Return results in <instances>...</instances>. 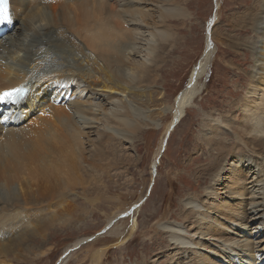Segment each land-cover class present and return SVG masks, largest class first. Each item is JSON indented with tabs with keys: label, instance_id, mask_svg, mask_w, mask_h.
Returning <instances> with one entry per match:
<instances>
[{
	"label": "bare ground",
	"instance_id": "bare-ground-1",
	"mask_svg": "<svg viewBox=\"0 0 264 264\" xmlns=\"http://www.w3.org/2000/svg\"><path fill=\"white\" fill-rule=\"evenodd\" d=\"M182 4L183 0H11L14 22L0 38V93L22 86L30 91L20 106L0 108V264L26 260L29 254L23 253L31 244L45 240L54 223L78 208L74 200L58 195L89 183L98 191L102 186L93 180L112 176L109 170L117 156L113 145L132 146L138 135L158 128L159 119L174 110L151 168L153 181L157 179L170 134L194 100L210 92L201 90V81L206 85L204 78L217 59L214 46L220 52L215 42H221L220 35L212 28L217 19L209 27L212 36L188 87L173 108L163 107L157 99L158 84L162 68L181 44L174 23L188 15ZM253 5L246 11L244 30H252L254 36L242 42L230 37L235 50L249 44L253 51L250 87L233 104L229 126L214 119L216 112L207 115L212 128L204 124L203 131L210 134L203 136L216 157L197 167L200 174L194 179L200 193L186 192L181 214L175 216L170 204L180 186L173 180L162 219L144 233L150 239L151 232L165 237L166 249L181 247V256L170 264H264V0ZM235 118L242 125L235 127ZM222 133L231 134L236 146L222 140ZM202 177L206 178L201 186ZM85 178L91 180L87 183ZM173 178L177 175L170 181ZM152 188L151 183L146 195ZM145 200L116 212L115 222H133L126 234L117 233L114 248L134 237ZM50 203L62 209L55 217ZM41 208L48 212L38 220L35 214ZM108 249L98 251L96 264ZM68 253L59 264L66 263Z\"/></svg>",
	"mask_w": 264,
	"mask_h": 264
},
{
	"label": "rangeland",
	"instance_id": "rangeland-1",
	"mask_svg": "<svg viewBox=\"0 0 264 264\" xmlns=\"http://www.w3.org/2000/svg\"><path fill=\"white\" fill-rule=\"evenodd\" d=\"M253 4H256V0H183L182 5L188 15L186 19L174 23L179 29L177 33L181 44L175 54L169 56V61L162 68L158 84L161 95L157 99L164 103L163 107L169 105L173 108L177 103V97L188 87L194 69L205 55L206 46L212 36V28H215L216 34L220 35L221 42L215 41L220 47V52L218 53L217 46H214L216 66L215 62L211 63L213 66L209 70V76L204 78L206 85L201 81L203 86L201 90L209 88L210 92L205 91L200 98L194 100L187 108L186 116L170 134L166 151L158 167L157 179L153 181L151 168L166 137L167 129L175 118L174 110H170L159 119L158 128L145 130L138 135L137 141L132 146L113 145L114 154L117 155L113 158L115 167L109 170L113 177H103L99 181L95 178L93 183L102 186L98 191L89 183V186L76 185L64 196L58 195V198L67 201L74 200L78 208L76 211L72 210L71 215L60 218V221L64 219L66 222L63 220L54 223L45 240L38 239L32 243L31 250L23 253L24 256L29 254L28 258L21 259L19 264H59L66 252L69 253L64 259L65 264H93V262L96 264V254L106 246L109 249L100 264H170L181 256L179 255L183 252L179 249L181 247L165 248L168 244L165 237L159 238L157 234L151 232L150 239L144 236V233L157 220L162 219L164 214L162 211L168 203L173 180L177 182L178 179L180 186V193L176 190L175 200L170 204L172 214L175 216L181 214V200L185 198L186 192L193 193L196 189V193H200L201 187L194 179L200 174L198 168L208 165L216 157L205 141L206 137L203 136L205 133L207 136L210 134V130L203 131L204 124L210 123L209 126L212 128V122L207 115L212 117L213 112H216L214 119H223L225 125L229 126L231 117L228 115H235L233 104L240 101L250 87L248 76L253 71V51L248 47L249 44H245L240 51L235 50L231 38L236 37L242 42L247 41V38L254 34L252 30L249 32L244 30L247 28V24L244 25L246 11L254 8ZM217 19L218 22L209 32L210 25ZM157 111L159 112V109H155L154 112ZM234 120L235 127L239 126L241 123L239 119ZM209 126L207 127L211 129ZM220 137L228 141V144L236 146L231 134L222 133ZM174 175H177V178L170 181V176ZM205 178H198L201 186L205 183ZM90 180L85 178L87 183ZM151 183L153 185L151 193L146 195L145 190L147 191L146 188ZM143 198L146 200L139 211L138 228L134 237L126 245H118L119 247L114 248L115 243L118 244L117 233H121L122 236L126 234L133 222L129 220V224L126 218L115 222L117 219L115 217L118 215L116 212L122 208L128 209ZM53 203H50L53 206L50 214L55 217V214L62 209L55 208ZM40 210L37 212L41 214L36 212L40 214L39 217L36 214L35 217L38 220L45 219L48 210L47 212L42 208ZM26 212L27 210L24 215L28 214ZM29 213L31 215V211ZM117 223L121 225L114 234L112 229ZM185 223L186 221L183 224ZM108 224L112 226L106 230Z\"/></svg>",
	"mask_w": 264,
	"mask_h": 264
},
{
	"label": "snow or ice",
	"instance_id": "snow-or-ice-1",
	"mask_svg": "<svg viewBox=\"0 0 264 264\" xmlns=\"http://www.w3.org/2000/svg\"><path fill=\"white\" fill-rule=\"evenodd\" d=\"M9 19L8 0H0V22ZM19 94V90L5 91L0 93V102L14 101Z\"/></svg>",
	"mask_w": 264,
	"mask_h": 264
}]
</instances>
